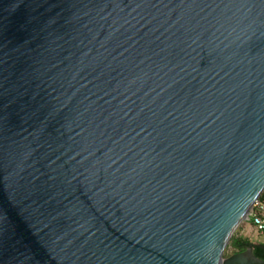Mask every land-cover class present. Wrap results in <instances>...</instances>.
<instances>
[{"label": "water", "instance_id": "water-1", "mask_svg": "<svg viewBox=\"0 0 264 264\" xmlns=\"http://www.w3.org/2000/svg\"><path fill=\"white\" fill-rule=\"evenodd\" d=\"M263 192L264 0H0V264H264Z\"/></svg>", "mask_w": 264, "mask_h": 264}, {"label": "trees", "instance_id": "trees-1", "mask_svg": "<svg viewBox=\"0 0 264 264\" xmlns=\"http://www.w3.org/2000/svg\"><path fill=\"white\" fill-rule=\"evenodd\" d=\"M259 201L264 203V192L260 196ZM229 246L233 249L232 254L244 252L251 246L254 255L264 261V242H253L249 237L234 235Z\"/></svg>", "mask_w": 264, "mask_h": 264}, {"label": "built area", "instance_id": "built-area-1", "mask_svg": "<svg viewBox=\"0 0 264 264\" xmlns=\"http://www.w3.org/2000/svg\"><path fill=\"white\" fill-rule=\"evenodd\" d=\"M248 219H252L257 231L264 233V203L259 202L252 209Z\"/></svg>", "mask_w": 264, "mask_h": 264}, {"label": "crops", "instance_id": "crops-1", "mask_svg": "<svg viewBox=\"0 0 264 264\" xmlns=\"http://www.w3.org/2000/svg\"><path fill=\"white\" fill-rule=\"evenodd\" d=\"M243 226L245 229L242 231V233L244 234L245 237H249V233L252 232L253 229H256L255 226L253 225L252 219L245 220L243 223ZM255 232L259 236L258 238H256L258 240L257 242H264V233L259 232L257 230ZM253 242H256V241H253Z\"/></svg>", "mask_w": 264, "mask_h": 264}, {"label": "rangeland", "instance_id": "rangeland-1", "mask_svg": "<svg viewBox=\"0 0 264 264\" xmlns=\"http://www.w3.org/2000/svg\"><path fill=\"white\" fill-rule=\"evenodd\" d=\"M243 223L237 229L236 235L244 236V234L242 233V231L245 229L243 226ZM255 231H256V229H253V231L249 233V239L257 242L258 240L256 238H258L259 236L257 235V233Z\"/></svg>", "mask_w": 264, "mask_h": 264}]
</instances>
